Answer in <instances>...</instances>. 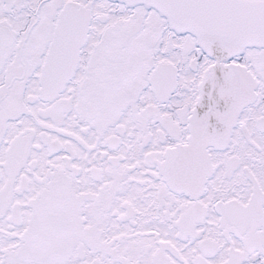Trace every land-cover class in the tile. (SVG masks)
<instances>
[{"label":"snow or ice","instance_id":"1","mask_svg":"<svg viewBox=\"0 0 264 264\" xmlns=\"http://www.w3.org/2000/svg\"><path fill=\"white\" fill-rule=\"evenodd\" d=\"M0 264H264V0H0Z\"/></svg>","mask_w":264,"mask_h":264}]
</instances>
